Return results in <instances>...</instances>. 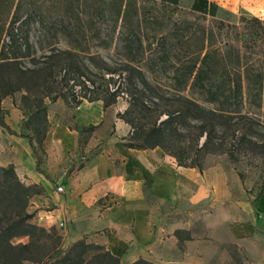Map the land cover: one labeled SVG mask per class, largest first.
<instances>
[{
	"label": "trees",
	"instance_id": "trees-1",
	"mask_svg": "<svg viewBox=\"0 0 264 264\" xmlns=\"http://www.w3.org/2000/svg\"><path fill=\"white\" fill-rule=\"evenodd\" d=\"M220 11L210 0H192L188 9L181 0H0V111L7 97L22 111L20 136L39 171L46 100L58 99L73 107L100 100L105 108L126 101L118 114L131 126L126 146L161 148L180 167L202 171L210 157L264 156V135L255 129L264 118V22L241 16L231 23ZM33 31L39 50L51 52L45 62L36 58ZM60 40L70 49L56 48ZM92 48L114 49L124 70L108 68L100 82L85 75L77 60ZM27 58L32 67L22 66ZM0 125L16 134L3 118ZM41 193L14 166L0 167V264H121L103 246L65 247L55 227L34 224L29 202ZM23 237L29 241L13 243Z\"/></svg>",
	"mask_w": 264,
	"mask_h": 264
},
{
	"label": "crops",
	"instance_id": "crops-1",
	"mask_svg": "<svg viewBox=\"0 0 264 264\" xmlns=\"http://www.w3.org/2000/svg\"><path fill=\"white\" fill-rule=\"evenodd\" d=\"M47 107L41 171L20 136L23 113L12 106L5 122L16 134L0 127V167L42 189L29 202L34 224L55 227L66 245L103 246L121 264H264V189L255 195L223 163L201 171L161 148L127 147L123 100Z\"/></svg>",
	"mask_w": 264,
	"mask_h": 264
},
{
	"label": "rangeland",
	"instance_id": "rangeland-1",
	"mask_svg": "<svg viewBox=\"0 0 264 264\" xmlns=\"http://www.w3.org/2000/svg\"><path fill=\"white\" fill-rule=\"evenodd\" d=\"M191 1L192 0H181V8L188 9ZM210 1H214L220 6L221 11L219 13V16L228 22L235 23L238 21V18L241 16H245L248 18L258 17L264 22V0H210ZM38 37H39V33L33 31V33L31 34V42L37 50L36 58L40 57V61L42 63L46 61L44 55H50L51 52L47 48H45L42 51L39 50ZM55 46L59 50L70 49V47L66 44V42L62 40H60ZM77 62L82 67L83 69L82 71L85 75L98 82L101 81L102 75L107 71L108 68L117 71V73L124 70L122 61L116 56L114 49L104 50L99 48H92L90 54L80 53ZM32 63L33 62L31 58H27L22 61V66L32 67L33 65ZM77 89H78L77 91H79V88ZM64 92L65 90H61L60 94L63 95ZM48 101L49 100H46V103ZM123 102L127 103L124 100ZM12 106L15 107L13 104V100L10 97H7L1 103L2 111H0V118H3L5 122L7 120H10L9 119L10 109L12 108ZM256 113L258 115L260 114L258 112ZM23 120H24V115L19 125L20 133H24V131L21 129ZM259 121H260L259 123L258 122L255 123V129H257L261 134L264 135V118L260 117ZM0 127L2 126L0 125ZM214 163H223L226 166L229 167L231 166V168L237 171L241 179L247 184V188L251 189V192H253L255 195H258L261 191H263L264 156L262 154L243 157L241 161L238 163H231L229 157L226 155L220 157H210L206 161V166ZM28 241L29 239L27 237H23V238L15 239L13 243L14 244L27 243ZM63 244L65 247L70 246V245H66L64 240H63Z\"/></svg>",
	"mask_w": 264,
	"mask_h": 264
},
{
	"label": "built area",
	"instance_id": "built-area-1",
	"mask_svg": "<svg viewBox=\"0 0 264 264\" xmlns=\"http://www.w3.org/2000/svg\"><path fill=\"white\" fill-rule=\"evenodd\" d=\"M87 84L89 85V83L87 82ZM77 88H79V91H77L78 89ZM75 93H76V95H77V98H78V100H82L83 98H82V94H81V87H79V86H76L75 87ZM84 101H87V100H84ZM58 192H62L63 191V188L62 187H58ZM62 228L64 227V225L63 224H61L60 225Z\"/></svg>",
	"mask_w": 264,
	"mask_h": 264
}]
</instances>
